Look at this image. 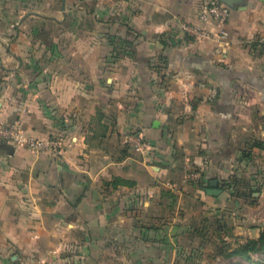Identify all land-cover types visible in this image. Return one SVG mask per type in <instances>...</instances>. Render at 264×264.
<instances>
[{
  "label": "crops",
  "instance_id": "0c3cea01",
  "mask_svg": "<svg viewBox=\"0 0 264 264\" xmlns=\"http://www.w3.org/2000/svg\"><path fill=\"white\" fill-rule=\"evenodd\" d=\"M210 1L0 0V125L63 144L0 142V264L221 260L204 227L224 210L235 224L238 205L259 237L264 0L207 24L226 40L196 41L182 26ZM136 133L148 155L125 143Z\"/></svg>",
  "mask_w": 264,
  "mask_h": 264
},
{
  "label": "built area",
  "instance_id": "2783aa9c",
  "mask_svg": "<svg viewBox=\"0 0 264 264\" xmlns=\"http://www.w3.org/2000/svg\"><path fill=\"white\" fill-rule=\"evenodd\" d=\"M230 15V6L220 0H212L200 9L198 23H184L182 29L196 41L209 39L226 40L228 38L226 29L221 28L218 32H213L207 27V24L214 21L224 25ZM259 43L264 45V35L259 39ZM0 142L14 146H26L35 152L51 151L54 155L61 154L63 149L62 140L60 138L53 137L41 139L28 136L23 134V131L17 125H0ZM125 143L133 150L143 155H148L152 149L149 142L139 133L128 135L125 138ZM189 177L198 180L201 178V172L198 170H190Z\"/></svg>",
  "mask_w": 264,
  "mask_h": 264
},
{
  "label": "rangeland",
  "instance_id": "374dc122",
  "mask_svg": "<svg viewBox=\"0 0 264 264\" xmlns=\"http://www.w3.org/2000/svg\"><path fill=\"white\" fill-rule=\"evenodd\" d=\"M238 194H240V190ZM250 201L252 203L254 202L252 201V199H250ZM236 209H237V212L235 214V219H234L235 224L229 225L227 223V221H229L228 220L229 216L226 217L228 213L225 214L226 210H224V214H220V216H216L217 219H214V220L209 219L213 221L212 222L210 221L211 223L204 227L205 230H207V232L205 231L206 233L204 234V236L208 241L211 242L210 248H211L212 255L214 252V255L215 254L219 255L221 257V260H211L210 259L204 262L203 264H264L263 254L254 253L253 254L254 259L251 261L244 260L239 256H233V257L227 256V254L232 252L233 248L238 246L239 243L246 241L244 238L248 236L247 233H244L242 235L240 230L237 228V225L240 224L237 222L241 220L240 219V213H241L240 205H238ZM256 209L257 208L250 209L251 217L255 219L258 216V211ZM236 215L239 217H236ZM254 224H257V220L255 221Z\"/></svg>",
  "mask_w": 264,
  "mask_h": 264
},
{
  "label": "trees",
  "instance_id": "16d2710c",
  "mask_svg": "<svg viewBox=\"0 0 264 264\" xmlns=\"http://www.w3.org/2000/svg\"><path fill=\"white\" fill-rule=\"evenodd\" d=\"M127 45H128L127 42L124 41V43L120 46V49L119 50L117 49L114 55L115 60H118L121 58L122 55L127 54ZM100 115L101 113L98 112L97 116ZM115 181H118L120 183H125V181L121 179H116ZM114 185H116V183ZM238 191L235 185V195H238ZM254 253L264 255V228L261 230L258 238H250L244 243H239L238 246L233 248L232 252L227 254V256L229 257L239 256L244 260L251 261L254 259L253 258Z\"/></svg>",
  "mask_w": 264,
  "mask_h": 264
},
{
  "label": "water",
  "instance_id": "95a60500",
  "mask_svg": "<svg viewBox=\"0 0 264 264\" xmlns=\"http://www.w3.org/2000/svg\"><path fill=\"white\" fill-rule=\"evenodd\" d=\"M221 2H223V3H225V4H227V5H230V6H234L235 4H237V3H242L243 2V0H220ZM2 147H4L7 151H9V152H13V150L15 149V147L14 146H12V145H10V144H7V143H2ZM216 181H214L213 183H212V185L214 186L213 188H211V189H208L207 190V192L209 193V194H212V195H218L220 192H221V190L219 189V188H216L215 187V185H216Z\"/></svg>",
  "mask_w": 264,
  "mask_h": 264
}]
</instances>
